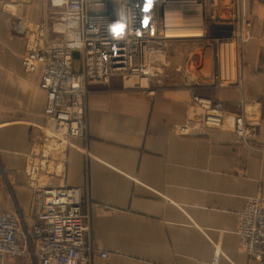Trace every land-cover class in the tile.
Listing matches in <instances>:
<instances>
[{"label":"crops","instance_id":"obj_1","mask_svg":"<svg viewBox=\"0 0 264 264\" xmlns=\"http://www.w3.org/2000/svg\"><path fill=\"white\" fill-rule=\"evenodd\" d=\"M53 2L0 0V214L19 215L28 226L36 184L72 186L81 210L90 213L91 264H212L216 246L217 264H264L243 251L235 233L245 201L264 198V0H246L251 35L228 59L193 38L192 52L172 54L181 41L175 40L157 68L192 54L187 76L182 68V75L162 85L151 81L149 89L115 79L90 84L86 139L73 137L63 161L56 152L49 164L52 175L31 183L27 156L50 121L39 72L25 69L22 55L41 20L48 41L61 40L75 25L64 17L65 4L57 10ZM184 23L199 24L192 17ZM80 65L75 51L73 70ZM225 79L230 83H218ZM192 94L219 101L229 117L244 115L254 125L249 143L230 119L204 125ZM22 261L0 255V264Z\"/></svg>","mask_w":264,"mask_h":264},{"label":"built area","instance_id":"obj_2","mask_svg":"<svg viewBox=\"0 0 264 264\" xmlns=\"http://www.w3.org/2000/svg\"><path fill=\"white\" fill-rule=\"evenodd\" d=\"M65 16L75 21L68 40L48 41L44 22L31 30L33 40L22 63L28 71L39 72V87L45 92L44 113L50 124L42 125L41 141L27 156L26 174L37 183L41 174L51 176L48 166L66 157L71 139H86L87 93L92 83L109 84L115 79L122 86L149 89L156 62H161L167 47L177 38L170 37L167 26L180 21H197L202 35L200 43L214 45L219 59L248 40L251 23L246 0H232L226 17L218 21L230 29L229 35L203 37L204 21L216 0H63ZM183 21V25L185 24ZM221 27H217L219 32ZM80 54L79 71L72 68L73 53ZM136 79L131 82L130 79ZM146 85L142 86V82ZM219 81V80H218ZM230 83L228 79L218 82ZM192 103L203 111L202 122L218 127L224 119L233 122V129L248 144L254 125L246 123L241 113L226 114L219 101L191 95ZM181 127L180 131H185ZM57 152V153H56ZM32 200L33 222L25 225L16 214H0V255L23 259L21 264H91L94 249L85 238L90 233V213L81 210L79 189L72 186L36 184ZM243 251L252 259L264 262V198L245 201L236 227ZM105 256V253H100ZM219 248L215 247L212 264H217Z\"/></svg>","mask_w":264,"mask_h":264},{"label":"rangeland","instance_id":"obj_3","mask_svg":"<svg viewBox=\"0 0 264 264\" xmlns=\"http://www.w3.org/2000/svg\"><path fill=\"white\" fill-rule=\"evenodd\" d=\"M231 2H232V0H217L216 1L217 7L215 8V10L214 11L213 10H209L208 11V13H207V15L205 17V21H204V30H205V32L203 33V37L205 39L209 38L207 43L214 41L212 37H215V36H218V35H229L230 34V29L227 26L221 27L218 24V21H220L224 17H226V14L228 13V10L232 8ZM52 7L55 8V9H60V8L54 7L53 5H52ZM217 27H221L222 31L219 32L217 30ZM69 36H70V33L67 36L63 37V38H68ZM175 37H178L177 40H181V41H179L180 43H176L175 47L174 46L171 47V50H172L171 53L172 54L182 55V54H189V52H192V42H191V40L194 37H183V36H175ZM184 39H186L185 40L186 43L182 42V40H184ZM49 41H53V40H49ZM202 47H208V49H210L208 44L206 46L202 45ZM214 47L215 46L213 45V48ZM175 48H176V51L174 52L173 50ZM168 60H169V62L167 63L165 68L162 69V71L160 69L161 67L157 68L158 67L157 65L154 66L152 77H155L156 79H154V80L152 79V83L158 84V85L159 84L162 85L165 82V80L170 75H173L174 77L182 75L181 74L182 68H184L186 70V72L184 73L186 76L190 72H192V54L190 56H184V57H181V58L180 57H171V58H168ZM161 62H156V64L161 63ZM157 69H160V71H158ZM159 73H161L160 76H159ZM130 81L131 82H134V81L136 82V79L131 78ZM143 85H146L144 81L142 82V86ZM235 233H236V229H235Z\"/></svg>","mask_w":264,"mask_h":264},{"label":"bare ground","instance_id":"obj_4","mask_svg":"<svg viewBox=\"0 0 264 264\" xmlns=\"http://www.w3.org/2000/svg\"><path fill=\"white\" fill-rule=\"evenodd\" d=\"M53 1L54 2L51 3V4L54 7L60 8L58 3L60 1H63V0H53ZM24 25H26V24H24ZM166 29H167V33L169 34V36L170 37H174V38H178V37H175V36L198 37V36L202 35V27L201 26H199V25H183V24L180 23V21L177 22L174 25L167 26ZM73 30H74V28L71 29L70 34H72ZM61 40H68V38H62Z\"/></svg>","mask_w":264,"mask_h":264}]
</instances>
